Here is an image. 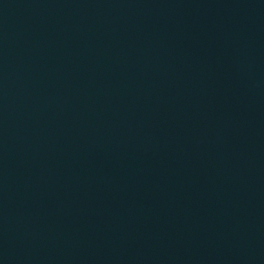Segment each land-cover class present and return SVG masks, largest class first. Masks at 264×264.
I'll return each instance as SVG.
<instances>
[{"label":"water","instance_id":"1","mask_svg":"<svg viewBox=\"0 0 264 264\" xmlns=\"http://www.w3.org/2000/svg\"><path fill=\"white\" fill-rule=\"evenodd\" d=\"M0 264H264V0H0Z\"/></svg>","mask_w":264,"mask_h":264}]
</instances>
